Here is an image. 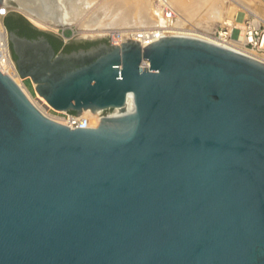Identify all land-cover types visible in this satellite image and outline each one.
<instances>
[{"label":"water","instance_id":"95a60500","mask_svg":"<svg viewBox=\"0 0 264 264\" xmlns=\"http://www.w3.org/2000/svg\"><path fill=\"white\" fill-rule=\"evenodd\" d=\"M11 14L49 33L2 16L37 96L117 112L71 128L0 71V264H264L262 63L175 36L63 55Z\"/></svg>","mask_w":264,"mask_h":264},{"label":"bare ground","instance_id":"6f19581e","mask_svg":"<svg viewBox=\"0 0 264 264\" xmlns=\"http://www.w3.org/2000/svg\"><path fill=\"white\" fill-rule=\"evenodd\" d=\"M31 1L35 0H3V4L0 7V14L5 12L7 8H13L16 11L22 13L35 27L44 30H56L60 27H65L71 24L79 25L78 34L81 35L82 39H96L102 38L105 35H112V46H120V43L126 42V40H133L139 42L142 47L156 39L155 32L157 31L155 27V19L153 18L152 0H54L58 2V6L53 5V14L51 7L47 11L38 10L35 5L31 4ZM50 0H41V3L47 5ZM63 2L65 5L66 13L59 12V2ZM174 12H178L181 16H206L209 18H219L220 10L219 3H224V0H166ZM231 1V0H227ZM64 10V11H65ZM68 13V14H67ZM50 14H52L50 17ZM110 16V17H109ZM109 18V19H108ZM185 18V17H184ZM82 19H85L83 23ZM112 22V23H111ZM224 25H229L230 22L225 18L221 21ZM114 24H122L127 26H132V29L119 30H109L108 27ZM178 26L182 25L180 22L177 23ZM140 26L152 27L153 33L147 35V38L141 37L140 33L135 31ZM183 26V25H182ZM176 27V26H175ZM176 30H171L162 35V32L157 31L158 37H184L201 40L207 43H211L222 47L224 49L231 50L233 52L239 53L256 61H259L264 65V58L245 49V43L251 40L250 31H245L244 36L240 40L228 39L224 34H219L218 37L208 34L205 31H198L197 29H184L177 27ZM128 31L134 33L131 38L122 37L123 33ZM209 32V31H208ZM130 33V34H131ZM260 46H264V35L260 39ZM0 71L4 74L10 76L14 82L21 88L24 94L32 102L37 109H39L46 117L54 120L63 125H70V121L65 118L60 117L59 114H65L62 111H56L58 115H53L47 112L48 108H51L45 101L39 96L31 98L28 91L23 86L19 75H17L15 67L11 62L8 55V40L7 32L5 31L3 25L0 23ZM52 109V108H51ZM55 111V110H54ZM117 112V109L113 110V114ZM101 112H93L91 110L84 109L77 114V118H86L87 128H94L98 125L100 121Z\"/></svg>","mask_w":264,"mask_h":264},{"label":"rangeland","instance_id":"374dc122","mask_svg":"<svg viewBox=\"0 0 264 264\" xmlns=\"http://www.w3.org/2000/svg\"><path fill=\"white\" fill-rule=\"evenodd\" d=\"M49 2L50 3L47 2V5H46L43 2L41 3V0H35V2L31 1V4L35 5V7L38 10L45 11L47 13L48 12L47 10L49 9L47 8L48 6L51 7L52 9L53 5L58 4V2L56 1L54 2V0H50ZM223 2L224 3L222 2L219 3V10H220L219 18L212 19V18L207 17V15L186 17V16H181V14H179L178 12H175L176 22L177 23L180 22V24L183 25V26L182 25L180 26L182 28L184 27V29H187V30L194 28V29H197L198 31H205L208 34L213 35L214 37H218L219 34H224V36H226L228 39H233V40L242 39L245 31H250V33L252 34L253 40L257 38H261L264 35V0H231L230 2L227 0H224ZM59 8H60L59 12L66 13V10L64 9L65 5L61 1L59 2ZM11 10L14 11L15 9L7 8L6 11L3 13H6L7 11H11ZM53 12L54 11L52 9V14ZM52 14H50V17H53L51 16ZM223 18L228 20L230 24H232V26L229 27V25H224L221 22ZM82 21L84 23L85 19H82ZM0 23H2L1 17H0ZM177 23H176L175 28L180 27L178 26ZM145 27L140 26L135 31H137L138 33L140 32L139 30L141 28H145ZM79 28H80L79 25L77 26L76 24L75 25L71 24L65 27L57 28L56 30H44L40 28H37V29L41 31H46L49 34H53L57 36H60L61 34H63V36L66 39L74 38V39L85 41V39H82L81 35L78 34ZM132 28H133L132 26H127V25H122V24H119V25L114 24L108 27L109 30H117V31L119 30L123 31L124 29H132ZM149 28H152V27H149ZM175 28L174 30H176ZM76 31L77 33L73 34ZM130 33L131 32L128 33L127 31L126 33L122 34L123 35L122 37L126 36V37L131 38L135 32L131 34ZM102 41L106 42L109 40L107 39V40H102ZM85 42H88V41H85ZM245 49L258 55L259 57L264 58V52L262 53L254 52L251 48V44L245 45ZM22 84L25 87V89L28 91L31 98L34 99L35 93H34L31 82L28 79H22ZM112 111H107L106 114H111ZM52 114L57 115L55 113H52ZM60 117H63V115H60Z\"/></svg>","mask_w":264,"mask_h":264},{"label":"built area","instance_id":"2783aa9c","mask_svg":"<svg viewBox=\"0 0 264 264\" xmlns=\"http://www.w3.org/2000/svg\"><path fill=\"white\" fill-rule=\"evenodd\" d=\"M152 2H153L152 3L153 5H152L151 12H152L153 18L155 19V27L157 28L156 30L159 31V32L161 31L163 36H164V34L165 35L166 34H170V33H167V32H169L171 30H174V28L176 26V23H177L176 22V15H175L174 10L170 7V5L167 3L166 0H152ZM4 14L5 13L1 14L0 17L2 18V16ZM139 31H140L139 33L141 34L140 36L143 37V39L147 38L148 37L147 35H150V34L153 33V29L147 28V27L141 28ZM157 31L155 32L156 39H154L153 41H150L149 43L155 42V41L158 40V38H160V37L157 36V33H158ZM76 33H77V31L75 33H73V34H76ZM62 35L63 34H61V36ZM61 38H62L63 41L67 40L64 36H62ZM107 39L109 41H106V42L109 43L110 45H112V43H111L112 35L111 34L105 35L102 38L88 39V40L85 39V41H88V42H99V41L107 40ZM260 39L261 38H257L255 40H253V37H252V34H251V40L246 42L245 45L251 44V48H252V50L254 52L262 53V52H264V46H260ZM238 40H240V39H238ZM149 43H147V44H149ZM15 70H16V67H15ZM16 73H17V70H16ZM17 75H18V73H17ZM20 80L22 82V78H20ZM35 96H36V94H35ZM47 112H49V113L52 112V113H55V114L58 115V113L56 111H54L53 109H51V108H48ZM106 112L107 111L101 112L102 113L101 116L106 114ZM52 113H50V114H52ZM112 114H113V111H112L111 114H106V115H112ZM60 115H63V118H65L67 121H70V125H66V126H69L71 128H87L86 125H87L88 120L86 118H77V114H74L73 116L70 115V114H67V113L59 114V116ZM101 116H100V118H101Z\"/></svg>","mask_w":264,"mask_h":264},{"label":"flooded vegetation","instance_id":"af4514ba","mask_svg":"<svg viewBox=\"0 0 264 264\" xmlns=\"http://www.w3.org/2000/svg\"><path fill=\"white\" fill-rule=\"evenodd\" d=\"M7 17L9 19V25L13 28L11 32H13L19 37H24L27 39H36L38 37L43 36L56 53L66 55V54L76 53L79 51H87L89 49L96 48L99 45L98 43H88V42L77 43L72 39L64 42L62 38H60L57 35H53V34H37V35H34L33 37H26L25 34L23 33H25L26 28L31 29L29 24H27V22L17 14H11V15H8ZM19 33H22V35H20ZM50 37L58 41L60 40L62 42L61 46L56 49V47L54 46V43L51 42Z\"/></svg>","mask_w":264,"mask_h":264},{"label":"trees","instance_id":"16d2710c","mask_svg":"<svg viewBox=\"0 0 264 264\" xmlns=\"http://www.w3.org/2000/svg\"><path fill=\"white\" fill-rule=\"evenodd\" d=\"M3 24H4V26L6 27V29L8 31H12L13 30V28L9 25L8 17L4 18ZM19 34L22 35V33H19ZM23 34H25L26 37H33L34 35L41 34V33H39L38 31H36L33 28H31V29L30 28H26L25 33H23ZM50 40H51L52 43H54V46L56 47V49L59 48L61 46V44H62V42L60 40L58 41V40H56V39H54L52 37H50ZM13 58H14V56H13Z\"/></svg>","mask_w":264,"mask_h":264}]
</instances>
